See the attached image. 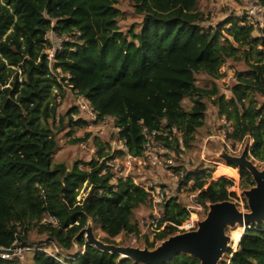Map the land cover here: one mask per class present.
<instances>
[{"label":"trees","instance_id":"obj_1","mask_svg":"<svg viewBox=\"0 0 264 264\" xmlns=\"http://www.w3.org/2000/svg\"><path fill=\"white\" fill-rule=\"evenodd\" d=\"M118 1L0 0V15L10 18L2 32L13 27L4 42L0 35V247L47 249L42 243L28 246L30 231L37 230L48 243L70 252L90 220L110 244L122 232L139 236L142 231L135 213L151 203L149 192L132 177L115 178L107 163L116 157L104 155L103 146L98 154L105 160L92 161L90 170H80L76 163L71 173L54 164L59 144L51 121L56 122L60 106L54 91L64 93L67 76L82 103L92 105L98 114L97 123L105 118L115 121L119 140L134 157L144 152V130L167 133L177 127L184 147L190 148L205 125L211 101L219 116L232 123L229 138L236 143L252 141V159L264 163V28L241 26L232 16L215 29H204L199 0H133L143 20L140 31H132L128 39L119 27ZM259 3L264 12V0ZM51 32L70 40L64 39L49 60L44 50L54 48L46 40ZM228 61L246 67L236 73L229 100L216 84L198 86L200 74L221 79L220 70ZM188 98L193 103L189 111L183 106ZM55 128L64 131V118ZM158 141L181 152L179 139L171 132ZM223 172L237 179L230 168ZM240 173L242 191L255 186L247 170ZM226 177L208 181L210 170L197 176L193 189L200 192L198 203L232 201L235 182ZM84 185L91 190L79 199ZM46 218L56 225L42 224ZM189 218L188 210L174 199L165 205L163 222L181 225ZM177 232L169 224L147 235L146 245L153 250ZM77 242L84 248L78 256L54 255L64 263L30 251L28 264H138L88 245L84 236ZM226 259L230 262L225 264H264V223L247 227L236 252L229 250ZM0 264L25 263L14 257L0 258ZM168 264L200 262L181 254Z\"/></svg>","mask_w":264,"mask_h":264},{"label":"rangeland","instance_id":"obj_2","mask_svg":"<svg viewBox=\"0 0 264 264\" xmlns=\"http://www.w3.org/2000/svg\"><path fill=\"white\" fill-rule=\"evenodd\" d=\"M116 7L121 13L119 19L120 30L128 39H131L132 31H140L143 18L135 12L133 0H119ZM260 8L259 0H199L198 3V11L202 19L201 25L204 29L210 27L215 29L219 24L226 22L228 18L232 16L238 18L240 21L246 19L247 14L252 9L257 10L255 11V17L253 20L258 24L261 15V13H259ZM9 20V16L0 15V35L3 42L7 40V36L13 32L12 26L6 31V33L2 32V25ZM257 28H259L258 25ZM255 34H258L257 31ZM46 40L50 42L53 47L58 42L53 32L47 35ZM21 42L26 43L27 41L21 38ZM29 43L30 42H27L26 44ZM15 46H17V44H15ZM52 50L53 49L44 50V53L51 59L53 57ZM31 51H33V48H27V52ZM245 68V65L242 63L228 61V63L220 70L222 76L221 79L214 80L206 74H200L197 77V84L201 88H210L216 84L220 93L224 94L229 100L232 96V87L237 82L235 77L236 73L245 70ZM18 74L21 75V72ZM66 78L68 81V76ZM20 80H22V78H20ZM67 81L64 85L63 94L60 95L59 91H54V95L57 96L56 100L60 104L56 113V122L51 121V127L54 132L57 133L59 144V149L54 159L55 165L62 166V168L71 173H73V168L76 163L78 169L83 171L90 170L89 164L92 161H99L102 163L105 160V158H101L98 154L101 146H103L104 155L108 157H116V161L114 160V162H118L121 169L124 170L125 173L130 174L138 184L146 185V188L148 189L157 188L167 190L168 198L165 204L172 199L181 203L190 213L188 221H195L197 223L206 218L209 211V203L206 205L198 203L197 198L199 192L193 189L195 178L201 175L203 171L210 170L212 172V178L208 179V181L217 180L226 177L221 174L224 173L223 171L225 169L230 168L237 177V179H234L230 174L226 177L235 182V187L231 191L236 194V197L232 199V202L236 203L241 211H248L245 207L246 204L248 205L247 200L243 191L240 189L241 173L239 169L228 166L227 163L219 157V154L224 151L232 156H241L244 149L247 146L251 147L253 142L245 140L241 143H236L230 139V145L225 146L215 138L211 139V137L217 134L220 125L222 124V117L219 116L218 107L211 101L208 102L209 107L205 125L198 130L195 142L190 148L184 147L183 140L179 134L176 135V138L179 139L180 153L175 149H166L163 143L157 142L151 147V151L153 152V156L158 158L161 164L158 161H148L145 167H143V165L137 161L132 164V167L129 166V168H127L128 166L125 167L127 156L123 152L125 146L119 140V131L115 125V121L112 118H109L100 123L92 122L89 116L81 111L83 97L77 91L71 89ZM183 106L186 110H191L193 107L191 99L188 98L184 100ZM73 109L77 111L67 115ZM62 118H64L65 128L64 131L59 133L55 127H60ZM71 120L74 123H72ZM249 159L252 160V157H249ZM142 163H144V161H142ZM255 164L259 169L264 168V163H258L255 161ZM113 165H115V163H113ZM113 171H115V168H113ZM139 171H141V174L136 173ZM189 175L190 177L192 176L193 179L188 180L187 177ZM119 177L120 175L117 173L116 178ZM113 184H117L115 180ZM90 190L91 189L84 185L79 199L86 198ZM154 211L155 208L150 203L147 206L138 209L135 213V218L140 223L142 219L152 215ZM48 223L56 225V221L51 218H46L42 222V224ZM243 233L244 227L242 226H238L235 230H227V234L231 236L233 240V247L230 249L233 253L236 252L235 250L241 241ZM94 234L98 239L108 243L109 237L102 232L101 228H95V225ZM146 237L147 235H143L142 231L139 236H129L126 235L125 232H122L118 237L113 239V242H115L114 245L123 247L140 246L141 248H144L147 247ZM48 242L47 236L38 234L37 230L30 231V238L27 241V244H29L28 246H32L31 244L42 243V245L45 244L44 246H47L46 250L53 255L59 252L63 254L64 257L67 256L73 258L76 256L74 255L76 254V252L74 253L75 245L72 251L65 252ZM33 247H37V245ZM82 250H84V248L78 247L79 254ZM31 253L32 252L29 251L25 252L20 258L22 262L28 264ZM226 258L227 255L223 258L220 264H225L226 262L229 263L230 259L228 260Z\"/></svg>","mask_w":264,"mask_h":264},{"label":"water","instance_id":"obj_3","mask_svg":"<svg viewBox=\"0 0 264 264\" xmlns=\"http://www.w3.org/2000/svg\"><path fill=\"white\" fill-rule=\"evenodd\" d=\"M219 157L228 166H235L240 172L247 170L251 174L255 186L243 191L249 208L247 212L241 211L232 201L209 204L208 214L204 220L198 222L196 230L178 232L153 250L148 247L108 244L95 236L94 223L90 220L74 240V255H79L80 245L77 241L84 236L88 245L118 255L120 261L129 259L138 264H168L184 254L198 260L200 264H220L232 247V237L227 234V230L242 226L245 227V233L247 227L264 223V168L259 169L254 159H249V146L241 156H232L222 151Z\"/></svg>","mask_w":264,"mask_h":264},{"label":"built area","instance_id":"obj_4","mask_svg":"<svg viewBox=\"0 0 264 264\" xmlns=\"http://www.w3.org/2000/svg\"><path fill=\"white\" fill-rule=\"evenodd\" d=\"M255 11H257V10H253V9L250 10L249 13L247 14V18L243 19V20H241L239 22L240 25L244 26V27L247 26V25H254V26L258 25V27L260 29L264 28V12L262 11V8H260V10H259L260 11L259 13H261V15H260V21L258 22V24H256L254 22V20H253L254 17H255ZM56 39L58 40V42H57L56 45H54V48L52 50L53 54H54V52H55V50L57 48H59V49L61 48V44L63 43L64 39H66V38H58V37H56ZM66 40L69 41L70 39L67 38ZM49 60H52V59L49 58ZM69 78H70V76H68V79ZM81 111L84 114H87L92 122H96L97 123L98 114L96 113V111L94 110L92 105H90L87 102H83L82 105H81ZM106 119H109V118H105L103 121H105ZM221 120H222V124L220 125L219 131L217 132V134L215 136L211 137V139L215 138L216 140L220 141L225 146H229L230 145L229 136L233 132L232 123L230 121H228V119L225 116L222 117ZM118 131H119V129H118ZM170 132L173 134V136H176V135L180 134L177 127H173L171 130L167 131V133H166V131H163V130L162 131H155V132H152V133L148 132L147 130H144V135H145V138H146L147 142H146V144L144 146L143 154L141 156H139V157H134V156H132L129 153V151L125 147L124 150H123V152L127 156L126 166L125 167H127V166H128L127 168H129V166L132 167L133 166L132 164L137 162V161L140 164H142L143 167H145V165H146V163L148 161L149 162L158 161L160 163L158 158L153 156V152L151 151V147L153 145H155L157 142H160V141H158V137L159 136H167L168 134H170ZM170 139H172V138H170ZM166 149H168V148H166ZM114 160L116 161L115 158L109 160L107 165L111 169V172L113 174H115V178H116L117 173H118V175H120L119 178L131 177L130 174L125 173V171L121 169L119 163L118 162H114ZM142 161H144V163H142ZM113 163H115V165H113ZM154 163H156V162H154ZM116 164H117V166H116ZM113 168H115V171H113ZM116 170H117V172H116ZM141 171L136 172V173L137 174H141ZM134 181H135V183L137 185L145 188L149 192L151 204L155 208V211L153 212L152 215L147 216L146 218L142 219L141 222H140L143 235L152 236V235H154L156 233H159V232L165 230V228L169 224H171L174 227H176L178 232H188V231H192V230H196L197 229V224L198 223L195 222V221H188L187 220L186 222L182 223L181 225H175L173 223L163 222L162 221L163 216L165 217V206H164V204H165V202H166V200L168 198L167 190H162V189H157V188L148 189V188H146L147 187L146 185L138 184V182L135 179H134ZM199 204H201V203H199ZM244 230H245V227H244ZM28 251L29 252L30 251H33V252L39 251V252L46 253V254H48L50 256L55 257V259H57L61 263H64L61 259L57 258L53 254L48 252L46 249H43V248H30V247H27V246L26 247L16 246V244L14 246H12L11 248L0 247V258L3 259V260H9V259H12L14 257L21 258L23 256V254L25 252H28Z\"/></svg>","mask_w":264,"mask_h":264},{"label":"bare ground","instance_id":"obj_5","mask_svg":"<svg viewBox=\"0 0 264 264\" xmlns=\"http://www.w3.org/2000/svg\"><path fill=\"white\" fill-rule=\"evenodd\" d=\"M241 240H242V238H241ZM232 247H233V240H232ZM238 247H239V244H238ZM238 247H237V248H238ZM236 250H237V249H236ZM236 250H235V251H236Z\"/></svg>","mask_w":264,"mask_h":264},{"label":"clouds","instance_id":"obj_6","mask_svg":"<svg viewBox=\"0 0 264 264\" xmlns=\"http://www.w3.org/2000/svg\"><path fill=\"white\" fill-rule=\"evenodd\" d=\"M250 149H251V147H250Z\"/></svg>","mask_w":264,"mask_h":264}]
</instances>
